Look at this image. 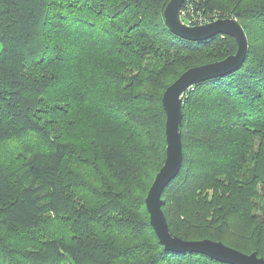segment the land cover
I'll return each instance as SVG.
<instances>
[{"label":"trees","instance_id":"obj_1","mask_svg":"<svg viewBox=\"0 0 264 264\" xmlns=\"http://www.w3.org/2000/svg\"><path fill=\"white\" fill-rule=\"evenodd\" d=\"M168 0H0V264H229L159 241L145 196L165 157L162 93L235 39L186 40ZM232 17L239 67L182 95L171 233L264 258V0H184Z\"/></svg>","mask_w":264,"mask_h":264},{"label":"water","instance_id":"obj_2","mask_svg":"<svg viewBox=\"0 0 264 264\" xmlns=\"http://www.w3.org/2000/svg\"><path fill=\"white\" fill-rule=\"evenodd\" d=\"M183 2L184 0H168L163 10L164 21L173 33L190 41H203L218 34H226L235 39L237 48L235 53L220 60L187 68L163 91L161 104L165 114V157L145 196L149 221L165 249L198 252L229 264H264V258L257 256L255 252L245 254L221 241L208 238L184 240L173 235L161 208V192L177 175L182 160L179 124L183 93L198 82L236 70L245 59L247 50L246 35L236 19L219 17L200 24H186L180 16Z\"/></svg>","mask_w":264,"mask_h":264},{"label":"rangeland","instance_id":"obj_3","mask_svg":"<svg viewBox=\"0 0 264 264\" xmlns=\"http://www.w3.org/2000/svg\"><path fill=\"white\" fill-rule=\"evenodd\" d=\"M0 50H1V44H0Z\"/></svg>","mask_w":264,"mask_h":264}]
</instances>
